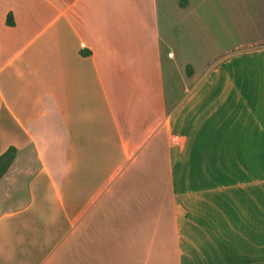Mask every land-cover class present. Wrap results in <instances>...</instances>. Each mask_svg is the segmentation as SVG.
<instances>
[{
	"label": "crops",
	"instance_id": "1",
	"mask_svg": "<svg viewBox=\"0 0 264 264\" xmlns=\"http://www.w3.org/2000/svg\"><path fill=\"white\" fill-rule=\"evenodd\" d=\"M259 71L264 0H0V264L264 260Z\"/></svg>",
	"mask_w": 264,
	"mask_h": 264
},
{
	"label": "rangeland",
	"instance_id": "2",
	"mask_svg": "<svg viewBox=\"0 0 264 264\" xmlns=\"http://www.w3.org/2000/svg\"><path fill=\"white\" fill-rule=\"evenodd\" d=\"M215 60H213L211 63H209V65L215 63L214 62ZM215 66H219L217 64H214ZM210 66L208 69H211L210 72H212L213 70L216 69V67ZM207 69V70H208ZM253 85H256V94H259L258 95V104H259V108H258V111H257V117H258V120H259V123L261 124V126L263 127L264 129V108H262V106H264V102H262L261 99H264V74H262L261 71H259L257 73V76H256V79L253 81ZM264 101V100H263ZM262 104V105H261ZM262 150V147H259V152H261ZM154 164H149V162H147L145 164V168L147 170V173H146V178L143 177V181H146V186L147 187H151V188H159L161 187L162 189L168 187V183L166 181V179L160 181L159 183H157L159 181L158 178H155V175L158 173V170H156L157 172H155L154 170ZM258 169H259V175H260V172L261 171H264V155H261L259 156V164H258ZM148 170H151L150 172ZM261 170V171H260ZM144 171L142 170V173ZM144 176V175H142ZM258 187H264V180H258ZM264 194H259V204L261 203H264V196H262ZM261 202V203H260ZM261 219H264V215L262 216H259V220ZM262 222H260L261 224ZM264 227L261 226V228L259 227V234H258V250H261V245L263 244L262 242V235L261 234H264V231H263ZM264 240V239H263ZM264 264V260H260L258 259V264Z\"/></svg>",
	"mask_w": 264,
	"mask_h": 264
},
{
	"label": "trees",
	"instance_id": "3",
	"mask_svg": "<svg viewBox=\"0 0 264 264\" xmlns=\"http://www.w3.org/2000/svg\"><path fill=\"white\" fill-rule=\"evenodd\" d=\"M7 23L12 24L11 15L9 14L7 18ZM187 74L191 73V67L189 65L186 66ZM16 154V148L13 146L8 147L4 152L0 154V177L7 170L11 162L13 161Z\"/></svg>",
	"mask_w": 264,
	"mask_h": 264
}]
</instances>
